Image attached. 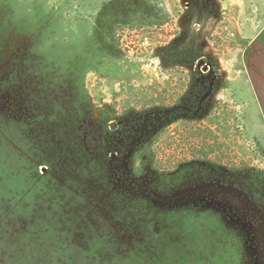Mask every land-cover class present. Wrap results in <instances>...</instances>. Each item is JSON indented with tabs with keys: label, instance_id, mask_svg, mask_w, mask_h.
<instances>
[{
	"label": "rangeland",
	"instance_id": "obj_1",
	"mask_svg": "<svg viewBox=\"0 0 264 264\" xmlns=\"http://www.w3.org/2000/svg\"><path fill=\"white\" fill-rule=\"evenodd\" d=\"M241 1L0 0V79L10 80L0 87V264H264V224L258 222L218 238L207 231L199 253L192 232L183 245H175L179 239L172 241L167 234L156 237L163 222L158 218L145 235L158 239L160 248L133 249L126 239L141 232L128 231L109 214L101 181L91 173L49 172L43 153L34 148L42 107H94L97 121L105 107L113 110V121L142 107H183L185 115L194 68L203 59L199 68L215 72L216 82L203 121L188 128L202 127L207 134L187 133L184 122L171 121L176 115L162 118L170 124L159 137L161 158L170 157L171 166L189 163L199 157L193 153L194 141L214 143L216 152L209 159L234 160L225 166L223 180H240L245 169L262 175L263 193L256 196L264 204V47L255 38L257 20L261 25L263 17L252 13L256 0ZM33 2L44 5L42 15L33 12ZM46 15L50 34L34 46L31 34ZM87 17L101 28L116 26V43L127 54L101 67L114 70L106 77L89 70L79 83L78 67L67 58L89 37L80 20ZM143 35L150 36L148 44L142 43ZM175 45L188 47L192 56L171 53ZM161 52L169 55L162 59ZM58 59L68 61L48 73L50 61ZM127 65H132L129 73ZM151 94L156 95L154 105H145L143 98ZM20 95L26 102L18 101ZM16 105L27 108L28 131L8 113ZM144 179L153 187L161 182L154 173Z\"/></svg>",
	"mask_w": 264,
	"mask_h": 264
},
{
	"label": "trees",
	"instance_id": "obj_2",
	"mask_svg": "<svg viewBox=\"0 0 264 264\" xmlns=\"http://www.w3.org/2000/svg\"><path fill=\"white\" fill-rule=\"evenodd\" d=\"M32 7L36 14L42 15L45 12L41 2H33ZM27 12L26 15H30V12ZM117 12L119 16H125L122 9H117ZM23 13L25 14L24 10ZM116 15L112 13V17ZM43 20L31 34L34 46L43 42L50 34L44 24L48 21V16ZM80 20L88 26L90 34L80 53L77 52L67 59H74L69 62L77 65V71L80 73L78 80L82 83L89 70H95L102 77L114 72H103L101 67L118 61V56L127 54V51L116 43V26H113L111 31L109 27L101 28L88 17ZM173 49L171 53L185 52L187 57L192 56L188 47L175 45ZM160 54L161 58L165 59L169 52ZM67 61H50L51 64L48 65L52 70L48 73H56L59 71L55 69L56 64L63 66ZM132 65H127V73L132 71ZM119 71L118 67L117 72ZM194 71L196 73L191 84L193 89L186 97L189 107L184 108L187 110L185 115H182L183 107H142L141 111L134 110L113 121L110 119L113 110L110 112V107H105L100 111V121H97L94 107L52 105L39 110L34 148L43 153L45 159L42 161L48 165L49 172L56 171L63 175L71 172L75 173L74 175L91 173L101 181V194L108 196L107 199L102 197V201L107 203L109 214L118 216L128 231L141 232L139 236L132 234L131 238L126 239L133 249H140L142 246L160 248L158 239L145 235L147 230L152 232L158 218L163 222L159 221L160 231L154 233L156 237L167 234L166 237L172 241L179 239L175 245H183L184 241L189 240L188 234L192 232L196 236V246L194 244L193 248L198 249L199 253L205 248L203 242L207 231L215 233L218 238L220 234L239 232L238 226L252 222L264 224V204L256 196L257 193H263L259 184L262 175L256 176L252 170L245 169V173L240 177L243 185H240L239 179H234L233 182L223 180L222 172L225 166L230 167L234 160L230 162L231 159L219 155L218 158L215 157L216 160L209 159L210 155L216 152V144L203 140L206 143L201 145L199 140H196L195 145L194 141L193 153L199 157L189 163L171 166L170 157L164 161L161 158L159 137L162 131L166 132L170 124L162 123V118L176 115L171 121L180 124L184 122L187 133L203 135L206 132L202 127L194 126L191 129L188 126L203 121L206 116V105L212 97L217 74L202 70L199 66H196ZM9 82V79H0V87ZM4 90H8V87ZM146 96L141 99L143 103L154 105L156 95ZM136 97L137 95L133 96ZM26 98L23 95L18 101L26 102ZM13 109L14 111L8 108V113L19 118L28 131L27 114L24 115L26 106L16 105ZM112 123L117 125L112 127ZM152 173L159 176L161 181L156 187L148 183V179H144V176ZM184 182L188 185L181 187ZM109 201L113 203L112 206L108 204ZM165 226L168 228L165 229ZM224 238L228 240V237ZM230 240H234V237H230Z\"/></svg>",
	"mask_w": 264,
	"mask_h": 264
},
{
	"label": "crops",
	"instance_id": "obj_3",
	"mask_svg": "<svg viewBox=\"0 0 264 264\" xmlns=\"http://www.w3.org/2000/svg\"><path fill=\"white\" fill-rule=\"evenodd\" d=\"M255 2H256L255 4L251 3L254 5V7L252 5L253 15H255L256 17H261V16L263 17V22L261 25L259 24L260 23L259 19L257 20L258 21L257 25L260 26V29L258 30V33L255 36V38L257 39V41L256 40L255 41H256V43H259L260 45H263V47H264V0H256ZM241 4L242 5L244 4V0L241 1ZM239 11H242L240 9V7H239ZM262 62H264V59L262 60Z\"/></svg>",
	"mask_w": 264,
	"mask_h": 264
},
{
	"label": "built area",
	"instance_id": "obj_4",
	"mask_svg": "<svg viewBox=\"0 0 264 264\" xmlns=\"http://www.w3.org/2000/svg\"><path fill=\"white\" fill-rule=\"evenodd\" d=\"M232 35L234 34L233 31L230 32ZM150 42V36L149 35H143L142 36V43L143 44H148Z\"/></svg>",
	"mask_w": 264,
	"mask_h": 264
},
{
	"label": "water",
	"instance_id": "obj_5",
	"mask_svg": "<svg viewBox=\"0 0 264 264\" xmlns=\"http://www.w3.org/2000/svg\"><path fill=\"white\" fill-rule=\"evenodd\" d=\"M202 64H204V60L203 59H199L198 61V66H201ZM209 66L208 65H204V68L207 69ZM117 125V123H112V127H115Z\"/></svg>",
	"mask_w": 264,
	"mask_h": 264
}]
</instances>
